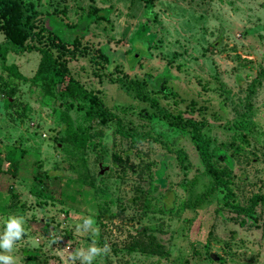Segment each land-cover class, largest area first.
<instances>
[{"label":"rangeland","instance_id":"1","mask_svg":"<svg viewBox=\"0 0 264 264\" xmlns=\"http://www.w3.org/2000/svg\"><path fill=\"white\" fill-rule=\"evenodd\" d=\"M31 1L63 40L101 50L106 75L119 68L135 81L164 79L166 96L145 90L169 118L78 57L68 74L97 91L124 129L150 136L132 142L109 121L93 123V145L83 150L60 142L63 107L31 81L40 54L14 52L0 31V47L10 49L0 56V235L10 216L23 217L26 230L5 254L17 264H72L70 252L95 242L110 253L93 264H264V205L253 218L224 205L264 195V0ZM76 108L68 112L75 123L83 116ZM179 118L202 121L228 157L213 162L230 198L210 190L190 133L170 124ZM89 217L96 235L77 231ZM140 231L167 255L129 253Z\"/></svg>","mask_w":264,"mask_h":264},{"label":"trees","instance_id":"2","mask_svg":"<svg viewBox=\"0 0 264 264\" xmlns=\"http://www.w3.org/2000/svg\"><path fill=\"white\" fill-rule=\"evenodd\" d=\"M56 29V25L49 18L41 16L40 12L36 10L35 3L31 0H0V31L9 45L13 47L14 52L36 51L40 54L37 70L31 81L33 84L41 85L43 91L58 100L63 107L60 118L65 124V129L63 138L59 140L60 142L72 145L78 150H83L86 146L93 145L89 142V131L93 123L105 125L109 121H115L118 127L117 132L123 138H127L132 142H143L150 136L149 133H137L132 129H124L118 117L106 109L97 91L86 90L68 74L67 61L78 57L89 58L94 75L99 80L104 75L107 76L109 82L117 83L128 91L134 92V95L139 99L150 101L151 106L158 110L162 117L169 118L167 113L158 108L156 99L151 97L145 90L147 86H150V91L162 93L166 96L169 92L164 79L135 81L129 79L119 68H115L114 74L106 75L104 69L109 65V58L101 50L89 47L79 37L70 42L65 41L58 35ZM9 50V48L0 47V56L3 58ZM132 60H136L135 55L131 57ZM8 70L14 76L21 78L13 66ZM253 88L254 85L252 84L248 89L249 93L246 96L248 100L252 95ZM75 108L83 112L81 120L76 123L68 115V112ZM170 124L190 133L203 167L213 181L210 190L223 189L227 192L223 198H230L232 192L229 182L224 178L223 171L216 167L213 162V157L217 156L228 163V157L224 151L213 149L211 139L204 134V130L207 129L206 125L202 121L191 118H179L176 121H170ZM178 154L180 153L178 152ZM8 162L14 164L12 154L8 155ZM63 196L66 198L67 194L63 193ZM69 199L74 200L72 196ZM258 204L264 205V195H253L246 207L240 206L237 202L224 203L235 214L248 218H253L254 209ZM127 251L129 253L139 251L149 256L167 255L162 246L156 241V238L146 231L136 233Z\"/></svg>","mask_w":264,"mask_h":264},{"label":"clouds","instance_id":"3","mask_svg":"<svg viewBox=\"0 0 264 264\" xmlns=\"http://www.w3.org/2000/svg\"><path fill=\"white\" fill-rule=\"evenodd\" d=\"M24 218L17 216H10L6 222L5 230L0 235V264H17V260L13 255L5 254L12 253L18 241H21L26 234L24 228ZM95 222L92 218H86L82 225L77 226V231L84 233H91L96 235L98 228L94 226ZM110 253V246L105 244L104 247H98L95 242L91 246L84 249H78L75 252H70L69 259L72 264L77 260L80 264H93V262L102 256Z\"/></svg>","mask_w":264,"mask_h":264},{"label":"water","instance_id":"4","mask_svg":"<svg viewBox=\"0 0 264 264\" xmlns=\"http://www.w3.org/2000/svg\"><path fill=\"white\" fill-rule=\"evenodd\" d=\"M210 259L212 261H217L218 260V258L215 255H213V254L210 255Z\"/></svg>","mask_w":264,"mask_h":264}]
</instances>
